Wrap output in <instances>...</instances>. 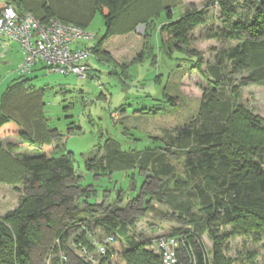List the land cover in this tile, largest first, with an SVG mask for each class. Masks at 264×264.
I'll return each mask as SVG.
<instances>
[{
    "label": "trees",
    "instance_id": "16d2710c",
    "mask_svg": "<svg viewBox=\"0 0 264 264\" xmlns=\"http://www.w3.org/2000/svg\"><path fill=\"white\" fill-rule=\"evenodd\" d=\"M12 1L21 4L20 0H0V3L12 4L18 12L30 11L26 8L20 10ZM75 1L72 0L75 6L70 7L63 1L52 9L45 6L44 14L34 16L41 22L55 18L85 28L89 20L88 11L98 9L104 17L106 29L90 45L91 54H101L98 61L113 66L118 64L107 53L102 55L101 52V45L109 36L130 32L142 23L146 36L144 51L148 46V30L151 29L150 16L164 8L168 18L172 17L169 6H163L161 0H86L89 5ZM258 1L251 16L240 21L233 20L237 15L236 7L239 4L248 5L251 1L220 0L219 18L227 27L223 36L237 41L227 53L231 68L248 67L251 70L248 77L253 82L258 80L264 84V0ZM202 14V10L186 11L182 16L160 24L161 49L166 54L182 52L177 41L173 42L170 38L186 36L205 19ZM165 33L170 38L163 39L162 34ZM143 51L138 53V58ZM206 70L215 80L222 79L219 66H208ZM247 83L241 81V84ZM24 85H29L28 79L15 81L1 94L0 135L11 132L21 140L40 146L50 144L55 133L59 144L60 134L48 125L42 111L43 89L29 91ZM214 96L202 100L199 111L201 122L198 125H194L193 121L184 123L165 138H152L154 146L151 147L125 148L115 141H108L97 160L85 161L86 170L95 176L136 168L148 170L152 177L167 183L166 178L176 174L169 155L181 154L175 156L183 157L188 179L174 184L189 189L193 209L187 206L183 211L179 210L177 216L190 228H177L170 233L182 242L178 250L179 264H233L235 260L225 253V241L229 237L252 234L260 240L264 236V128L260 118L251 115L244 105H234L229 99ZM10 146L14 147L13 144ZM15 149L0 147V157L6 159L3 168L18 163L21 173L0 169V181H20L26 192L14 209L0 216V264H31L32 248L42 245L44 227L54 229V236L61 239V248L66 249L62 250L64 253L73 251L66 244L68 236L76 243L89 246L87 235L98 228L124 244L121 257L125 264H161L160 255L146 249V241L134 239L128 233L126 224L117 219L121 207H110L108 212L103 213L106 215L90 221L80 215L91 212L92 203L88 202L82 208L73 205L72 209H67L71 197L66 192V181L77 180L78 176L69 151L57 156L35 151L16 157V161L9 156ZM192 179L194 183L189 184ZM86 192L82 193L83 196ZM60 204L66 208L67 220L62 221L61 227H56L52 208ZM225 226H230V230L221 233V228ZM204 235L212 243L210 250L205 249ZM52 252L56 255L49 264H64L56 246H52ZM112 253L111 250L107 252L104 263L110 262ZM75 256L77 264H88L82 257ZM255 256L256 252H248L245 263L253 264Z\"/></svg>",
    "mask_w": 264,
    "mask_h": 264
},
{
    "label": "rangeland",
    "instance_id": "374dc122",
    "mask_svg": "<svg viewBox=\"0 0 264 264\" xmlns=\"http://www.w3.org/2000/svg\"><path fill=\"white\" fill-rule=\"evenodd\" d=\"M59 1L66 3L67 7L75 6L72 0H20L22 5L12 2L20 10L26 8L37 16L44 14L45 6L51 9L57 7ZM219 1L161 0L163 6H169L172 17L168 18L164 8L150 16L147 48L143 51L146 36L142 23L130 32L113 33L102 43L101 52L102 55L107 53L118 65L98 61L101 54L96 53L88 59L91 69L84 78L42 67L44 62L41 60L30 70L21 73L22 50L15 41L3 39L4 42L0 44V97L9 85L21 79L29 80V85H24L29 91L43 89V114L48 125L60 134L61 141L57 144L58 137L54 133L50 144L39 146L11 134L1 138L0 147L16 148L9 155L16 161L20 156L35 151L54 156L69 151L78 176L77 180L66 181V192L71 197L67 209H72L73 205L82 208L88 202L92 203L93 210L80 215L90 221L94 217H101L110 207H121L117 218L120 223L126 224L128 233L134 239L146 241V249L155 252L153 242L156 236L171 235L177 228H190L189 224L177 217L187 206L192 208L193 203L189 189L174 184L188 179L183 157L175 156L181 154L169 155L176 174L166 178L167 183L152 177L148 170L136 168L128 172L95 176L86 170L85 161L97 160L108 141H115L125 148L151 147L154 146L152 138H165L184 123L193 121L194 125H198L201 122V102L211 95L229 99L234 105H244L251 115L260 118L264 128V84L258 80L253 82L248 77L251 71L248 67L231 68L227 53L237 41L229 40L222 34L227 27L219 18ZM250 1L248 5L239 4L236 7L237 15L233 20L245 21L251 16L259 1ZM75 2L80 4L86 0ZM191 10H202L205 19L182 38H170L166 33L162 34L163 39L168 37L173 42L177 41L178 47L183 50L166 54L161 49L159 25ZM88 14L85 29L94 35L93 40L88 42L93 44L106 27L98 9L93 8ZM141 51L143 53L138 58ZM208 66H219L222 79L215 80L206 70ZM241 81L248 83L241 84ZM12 144L14 147L10 146ZM5 160L0 157V169L21 173L18 163L3 168ZM193 183V179L189 181V184ZM25 192L20 181H0V216L14 209ZM85 192L86 196H83ZM52 217L56 227H61L62 221L67 220L65 206H54ZM43 229V243L32 248L31 264H49L56 255L52 252V244L57 238L54 236L55 231L53 228ZM95 230L99 235L104 234L98 228ZM229 230L230 226H225L220 232ZM71 238L67 237L66 244ZM57 240L60 244L56 248L64 250L61 248V239ZM202 241L205 249L210 250L212 243L209 238L204 235ZM123 247L124 244L114 239L108 264H125L121 257ZM253 251L256 252L253 264H264V236L256 240L252 234L232 235L225 241V253L235 260L233 264H247V253ZM72 252L64 253V264H77V254Z\"/></svg>",
    "mask_w": 264,
    "mask_h": 264
},
{
    "label": "built area",
    "instance_id": "2783aa9c",
    "mask_svg": "<svg viewBox=\"0 0 264 264\" xmlns=\"http://www.w3.org/2000/svg\"><path fill=\"white\" fill-rule=\"evenodd\" d=\"M5 38L18 43L23 52L19 67L21 73L30 70L41 60L50 70L86 77L88 59L92 55L88 42L93 40L94 35L84 27L55 18L41 22L30 11L18 12L12 4L3 3L0 5V41ZM87 239L89 246L76 243L74 238L68 244L86 263H104L114 241L112 235H99L95 230L94 233H88ZM59 244L60 241L56 239L52 246ZM153 246L161 257V264H179L180 239L171 235H158L154 238ZM59 253L62 260L66 259L62 250Z\"/></svg>",
    "mask_w": 264,
    "mask_h": 264
},
{
    "label": "crops",
    "instance_id": "0c3cea01",
    "mask_svg": "<svg viewBox=\"0 0 264 264\" xmlns=\"http://www.w3.org/2000/svg\"><path fill=\"white\" fill-rule=\"evenodd\" d=\"M3 42H4V41H3ZM3 42L0 41V44L3 43ZM42 67H44V66H42ZM11 134H13V133H11V132H3V133L0 135V141H1V138L4 139L6 135H11ZM3 137H4V138H3Z\"/></svg>",
    "mask_w": 264,
    "mask_h": 264
}]
</instances>
